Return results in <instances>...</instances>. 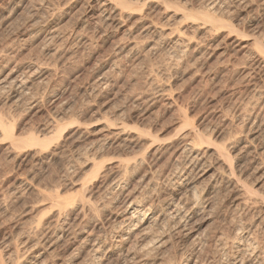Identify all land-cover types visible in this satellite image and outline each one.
Wrapping results in <instances>:
<instances>
[{"label": "rangeland", "instance_id": "obj_1", "mask_svg": "<svg viewBox=\"0 0 264 264\" xmlns=\"http://www.w3.org/2000/svg\"><path fill=\"white\" fill-rule=\"evenodd\" d=\"M111 1L122 16L113 27L99 23L97 0H0L2 77L21 75L30 64L37 71L32 93L18 107L8 91H0V116L10 120L20 138L62 134L41 147L14 143L0 130L1 260L27 263L29 256L17 251L14 240L31 234L35 244L40 241L36 231L55 219L51 195L86 202L89 208L69 207L62 213L70 229L54 252L44 253L46 264H65L71 256L81 264L104 235L101 264H141L107 253L114 236L112 216L122 210L125 198L114 185L109 192L105 186L119 178L115 167L122 161L132 165L123 178L127 193L168 198L170 180L181 171L179 138L188 132L207 140L201 147L213 167L197 176V194L216 190L208 196L209 209L188 229L196 241L201 239L196 252L186 232L175 228L167 233L171 240L159 258L169 264L186 257H193L191 264H230L217 237L232 235L237 221L253 225L252 240L264 248L260 206L238 212L235 195L212 179L216 150L229 148L243 181L254 187L257 198L264 197V0H223L222 9L211 13L217 24L202 14L211 0ZM153 26L165 34L157 36ZM178 34L189 42L182 49L170 42ZM32 97L37 106L30 111ZM119 124L127 134L124 144L111 136ZM150 182L156 190L148 193Z\"/></svg>", "mask_w": 264, "mask_h": 264}, {"label": "bare ground", "instance_id": "obj_2", "mask_svg": "<svg viewBox=\"0 0 264 264\" xmlns=\"http://www.w3.org/2000/svg\"><path fill=\"white\" fill-rule=\"evenodd\" d=\"M97 1L99 3V7H100L98 9L99 23L102 26H111V27H113V25H118L122 16H121V13H118L117 7L112 3V1L111 0H97ZM221 2L223 3V0H221V1L220 0H211L206 5V9H207L206 11L207 12L202 13V14L204 15V17L206 19L209 20V22L212 21V22L217 24L216 18L211 13H215L216 11H220L219 8L221 6H219V5L221 4ZM91 8H93V7H91ZM126 9H128V8H126ZM221 9H222V7H221ZM202 14L200 13L199 16L200 15L202 16ZM129 15H130V13H129ZM222 23H223V21H221V24ZM216 24H214V25H216ZM32 26H33V24H32ZM34 26H35V24H34ZM152 29H154V31H155L154 33L157 36L162 37V35L165 34L164 28H161L158 26H153ZM50 35H51V33H50ZM170 42L173 44V47L176 46L178 49H182L184 46H186V44L189 43L180 34L176 35ZM256 45H257V43H256ZM178 49H176L177 53H178ZM257 49H259V48H257ZM181 51L182 50H180V52ZM258 51H260V49ZM180 52H179V54H180ZM184 52H185V50H184ZM177 57H178V55H177ZM35 72H37L35 69V64L28 65L26 72L22 73L21 75L20 74L19 75L18 74H11V75L2 77L3 75H1V72H0V91H8L7 93H8L10 102L13 104V106L14 105L17 106V104H19L23 99H25V96L30 95L32 82L36 79V78L34 79V76H36ZM1 93H3V92H1ZM30 100L31 101H30L28 107H29V110L31 111L37 105H36V101L33 97ZM9 106H11V105H9ZM7 121H6V119H3L0 116V130L2 133L4 132L5 134H7L9 136V139H11L14 143L15 142L16 143L17 142H24V143L28 142L27 144L30 146L40 145L41 147H45L44 145H47V143H50L52 140H54V136L56 137V135H58V136L62 135L61 133H59L60 132L59 131V132H57L56 135H53V134L47 135L43 139L35 137L34 135L32 136V134H31V136L29 135V138L27 136L26 137L27 139L25 137L20 138V137H17L14 134V130L11 129V128H13L11 125V122H7ZM250 123H252V122L250 121ZM111 129L114 130L111 132L112 138H114V139L117 138L120 141V143L121 142L126 143L128 141V138H126V136H125V135H127L126 131L123 128L122 124L116 125V127H113ZM121 139H123V140H121ZM179 139H180V141L179 140L178 141L180 143L178 144V149H179L180 154H181V157H180L181 159L179 158L180 159L179 164L181 167L180 166L179 167L181 168V171L180 172L176 171L177 173H175L172 176L173 178L171 177L172 179L171 180L169 179L170 183H171V193L169 194L168 198L152 200V198H150L149 196L144 197V196H140V195H137V196L132 195L130 191L127 193L128 187H127V184L124 182L123 178L126 175L125 173L128 172V169L130 167H132V165L129 163H124V162L120 161L117 164V166L115 167V172L117 175L115 177H117V178L119 177V178L117 180H115V182H112L111 184L109 183L110 185L106 184L105 190H108V192H109V189H110V191H111V189L113 188L111 186L114 185V188L116 187L118 190H120L119 196L121 195L122 199L125 198V201H124V205L122 207V210L120 212H117V214L112 216V226H111V229L110 228L109 229L113 232L114 236L110 240V245H112V246H110V248H112V249H108L107 253H110L111 255L117 256V258H127V260L131 259L133 261L135 259H137V260H139V262H141V264H169L168 262L164 263L165 261L162 262V260H165V259H162V257L159 258L161 255L158 253L162 252L163 251L162 249L167 245V242L169 240H171L170 239L171 236L168 237L167 233L169 231H173V230L175 231V228H176V230L179 229L180 233L182 231L186 232V234H185L186 241H191L190 242L191 243L190 245L192 247L191 249H193L194 251L196 250L195 248H196V246H198L196 244L199 243L201 241V239L199 238L200 241H199V239H197V241H196V238H198V237L193 238L192 232H190L188 229H189V226H190L191 222L193 221V219L196 218V216L202 210L204 211V210H207V208L209 209V204H210L209 197L211 196L210 195L211 191H213L215 189V188L211 187L209 190H207V193L205 195H204V193H201V194H203L202 196L200 194L198 195L197 194L198 188L196 185V178L200 173H203V175H206L207 173H209L211 171V169H213V167L211 166L212 164L210 165L208 163V161H210V160L207 159L206 153H205V151H203L204 149H202V147H201V143H203V141L206 140V139L204 140L203 136H200V134H198L196 132H188L187 134H183V136ZM133 140L134 139L130 140V142H133ZM251 141H249V139H248L247 142L251 143ZM247 142H246V144H247ZM251 144H253V142ZM244 147H247V146H244ZM247 149H248V147H247ZM223 150H224V148H223ZM223 150L222 151L216 150V154L214 155V157H215L214 159L216 160V164L218 163V167L215 168L212 179L216 178L215 183H217V181H219L222 184V185L221 184L220 185L228 191L227 193L230 192L229 194L232 193L233 195H235V207L237 210H239L238 212H240V211L244 212L248 207H249L248 209H250V206L252 207V205H255V207H257L256 205H259L260 210L263 211V213H264V197L258 196V198H257L256 193L253 190L254 187H252V185H251L252 188H250V186H248L243 181V177L241 175V173H243V172L238 173V171H236V169H235L236 166H234V163H235L234 161L236 160V158H234L235 156H232V154L229 152V148L225 149L224 151ZM239 161H241V160H238V162ZM139 162L142 163L143 160H140ZM135 165H137V164H134L133 167H135ZM180 168H178V169H180ZM150 183H151L150 184L151 188H149L148 193L152 192L154 189L156 190L155 185H153L154 183L153 182H150ZM215 187H216V184H215ZM221 191L223 192V190H221ZM203 192H205V191H203ZM214 193L216 194V191ZM219 193H221L220 190H219ZM221 194H223V193H221ZM229 194H226V197ZM45 198H46V196H45ZM47 198H48V196H47ZM48 200L50 201L52 208L53 207L56 208L55 209L56 210L55 215H53L55 217V219H54V222H51L48 224L45 222L47 224L45 227L42 226L43 223H42V225L40 223V225L43 228L40 225H39V228H42L43 230L41 232L36 231V233H40L42 235V237H40L41 238L40 241L38 239L37 241H39V242L35 244V242L30 239L31 234L28 237H26L27 236L26 233L28 231L26 233L24 232V234H26L25 237L19 238L18 241L14 240V242L16 241V243L19 242L18 247H17V249H18L17 251L19 252V250H20L23 257H24V254H27V256H29V260H27V263H24V264H46V259L44 257V253L52 252V249L54 252V248H53L54 245L55 244L57 245V243H59L60 241L65 239V236L69 232V229H70V224L68 223V221L62 219V217H63L62 213L67 211V209L69 207H72V208L74 207V210L79 209L82 211L86 207L89 208L88 203L83 202L82 200H81L82 201L81 203H80V201L79 202L73 201L71 203L68 200H63V199H60L58 196H51V195H49ZM79 203L80 204L84 203V205L86 203L87 206L81 207V205ZM89 210H91V209H89ZM260 210L258 212H260ZM78 213H79V211H78ZM91 218L93 219V216ZM258 218H260V217L258 216ZM261 220H262V222H264V218ZM258 221H260V220H258ZM234 222H236V221H234ZM239 222L237 221V224L235 223V226L232 229V230H234L233 234L229 235L228 237L226 236L227 238L225 237L226 238L225 240H223V238H224V236L222 237L223 234L220 237H219V235L217 237V239H219V241L221 243H222V241H224V243H223L224 246L221 245L222 246L221 248L224 247L223 252H221V253H223L222 255L225 256L224 259L227 260L226 261L227 263L230 262V264H264V248H261L260 244H258V243H260V241L257 243L255 240H252L253 235L251 236V227H253V225L249 226V227H247V226L245 227V224L243 223L244 221H239ZM262 222H261V225H262ZM245 223H247V222H245ZM254 231L252 230V232H254ZM112 232H111V234H112ZM24 234H22V235H24ZM226 234H228V233L226 232ZM104 236L107 238L106 235H104ZM32 238L34 239L33 235H32ZM101 238H98L95 240V242H93L91 249H89L90 251H89L87 259L84 260V262H82L81 264H98L101 261V259H103L102 258L103 257V255H102L103 248H104V245H106V241L104 242L103 240H105L106 238L105 239H101ZM250 240L252 241L251 243H249ZM87 245H89V244H87ZM249 249L251 251L248 253ZM15 250H16V248H15ZM16 254H17V252H16ZM246 254H248L247 257H246ZM19 255L16 257L18 258ZM162 256H164V253ZM23 257H20V258H23ZM43 257H44V259H43ZM188 257H192V256H188ZM1 258H0V260H1ZM25 258H23L24 262L26 261ZM9 259H11V258H9ZM192 259H193V257L192 258L186 257V259H184L182 261V263L181 262L180 263L181 264H191ZM11 260L14 261V258ZM66 260L68 261V263L66 262L65 264H75V257L74 256H71V257H69V259H66ZM131 260H130V262H131ZM3 261H5V260H1L0 264H6ZM63 261H65V260H63ZM124 261H126V259ZM17 262H18V260H17ZM101 262H100V264H101ZM12 264H14V263H12ZM18 264H20V262ZM194 264H195V262H194Z\"/></svg>", "mask_w": 264, "mask_h": 264}]
</instances>
